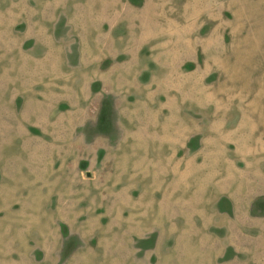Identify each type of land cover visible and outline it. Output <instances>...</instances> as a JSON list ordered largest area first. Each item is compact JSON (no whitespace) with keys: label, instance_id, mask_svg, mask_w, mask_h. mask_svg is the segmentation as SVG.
I'll list each match as a JSON object with an SVG mask.
<instances>
[{"label":"rangeland","instance_id":"374dc122","mask_svg":"<svg viewBox=\"0 0 264 264\" xmlns=\"http://www.w3.org/2000/svg\"><path fill=\"white\" fill-rule=\"evenodd\" d=\"M0 264H264V0H0Z\"/></svg>","mask_w":264,"mask_h":264}]
</instances>
